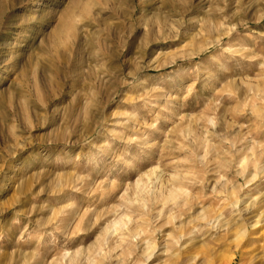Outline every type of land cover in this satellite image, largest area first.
<instances>
[{
  "label": "rangeland",
  "instance_id": "obj_1",
  "mask_svg": "<svg viewBox=\"0 0 264 264\" xmlns=\"http://www.w3.org/2000/svg\"><path fill=\"white\" fill-rule=\"evenodd\" d=\"M262 168L264 0H0V264H264Z\"/></svg>",
  "mask_w": 264,
  "mask_h": 264
},
{
  "label": "bare ground",
  "instance_id": "obj_2",
  "mask_svg": "<svg viewBox=\"0 0 264 264\" xmlns=\"http://www.w3.org/2000/svg\"><path fill=\"white\" fill-rule=\"evenodd\" d=\"M32 4L34 5L35 2L32 1ZM16 45L17 44L15 42L11 43L12 50H10V54L12 53V55L14 56L16 55L14 54V48ZM10 59L13 60V56H11ZM160 177L161 176H156V178ZM256 177L257 173L254 174L252 178L248 180L246 179V183L249 184L253 182ZM262 178L264 177L262 176ZM175 189H180V187L173 186L166 189V191H164V189H161V193L159 191H155L154 193H156V198H159L160 196L166 197L172 191H175ZM232 189L227 192L226 199L221 200L220 202L222 205L223 202L228 200V203L226 204L230 207L231 213H233L232 220H225L224 222H221L219 220L220 215H222L221 212H212L211 210H207V208L203 206L199 211H197V213L193 214L192 216L186 217L183 221L180 222V224L177 225V227L180 228L181 231L180 236L182 237L183 235H185V227L188 226V224H190L193 220L200 219L205 220V224L209 225L212 228L224 227V240L226 242H231V247L234 248V250L238 249V251L242 254L246 253V251L244 250H246L248 246H251L259 241H262L264 243V191L260 195H257L256 197H253L250 201H248L249 197L246 198V196L243 195H237L235 198H233L234 190L232 191ZM167 191H169V193H167ZM158 192L160 194H158ZM165 223L166 221L163 224ZM189 230L190 232H193L192 229Z\"/></svg>",
  "mask_w": 264,
  "mask_h": 264
}]
</instances>
